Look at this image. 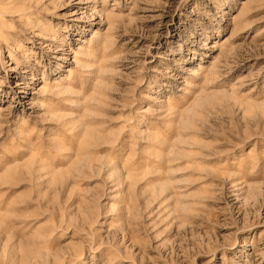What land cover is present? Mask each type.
<instances>
[{"label": "rangeland", "instance_id": "obj_1", "mask_svg": "<svg viewBox=\"0 0 264 264\" xmlns=\"http://www.w3.org/2000/svg\"><path fill=\"white\" fill-rule=\"evenodd\" d=\"M0 264H264V0H0Z\"/></svg>", "mask_w": 264, "mask_h": 264}]
</instances>
